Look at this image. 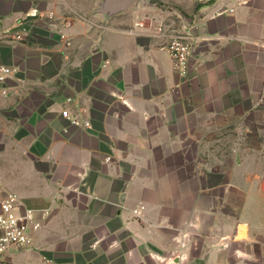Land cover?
<instances>
[{
  "label": "crops",
  "instance_id": "crops-1",
  "mask_svg": "<svg viewBox=\"0 0 264 264\" xmlns=\"http://www.w3.org/2000/svg\"><path fill=\"white\" fill-rule=\"evenodd\" d=\"M101 2L0 0V65L16 69L0 84V180L50 211L6 264H264V230L194 187L196 149L264 125V0L146 1L112 19L93 15ZM150 21L192 36L186 78Z\"/></svg>",
  "mask_w": 264,
  "mask_h": 264
},
{
  "label": "rangeland",
  "instance_id": "rangeland-1",
  "mask_svg": "<svg viewBox=\"0 0 264 264\" xmlns=\"http://www.w3.org/2000/svg\"><path fill=\"white\" fill-rule=\"evenodd\" d=\"M163 5L160 3L159 6ZM58 36L67 47L70 46L69 39L60 29ZM235 128L210 137V143L203 152L196 149L194 187L202 185L203 179L205 187L201 192L204 201L211 210L220 208L228 222L234 219L255 230H264V125L251 130ZM201 157L210 163L209 168L213 167L211 173L200 175L198 165ZM223 169L226 172L223 173ZM199 192L200 189L196 190L197 196Z\"/></svg>",
  "mask_w": 264,
  "mask_h": 264
},
{
  "label": "built area",
  "instance_id": "built-area-1",
  "mask_svg": "<svg viewBox=\"0 0 264 264\" xmlns=\"http://www.w3.org/2000/svg\"><path fill=\"white\" fill-rule=\"evenodd\" d=\"M153 35L160 40H166L165 49L168 51L174 70L179 76L186 78L189 71V61L193 52L192 36L175 32L171 26L164 22H151L149 24ZM69 26V23H67ZM147 25L145 22H138L134 27L124 29L126 33H137L138 29H144ZM20 39V36L18 37ZM16 69L0 65V84L5 83L13 77ZM4 93H6L4 91ZM62 116L67 119L71 125L90 129L91 122L83 119L80 115L71 114L69 110H64ZM109 161V159H108ZM145 209L144 206L134 210V215L140 216ZM43 217L38 215V210L32 209L25 205L23 201L15 194L6 191L0 180V264H6L5 256L11 249L26 247L32 242V233L40 230L43 220L50 216L49 209L42 211ZM46 264H67L51 259L45 260Z\"/></svg>",
  "mask_w": 264,
  "mask_h": 264
},
{
  "label": "water",
  "instance_id": "water-1",
  "mask_svg": "<svg viewBox=\"0 0 264 264\" xmlns=\"http://www.w3.org/2000/svg\"><path fill=\"white\" fill-rule=\"evenodd\" d=\"M146 1L148 0H102L100 6L93 11V15L112 19Z\"/></svg>",
  "mask_w": 264,
  "mask_h": 264
}]
</instances>
